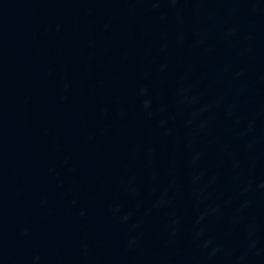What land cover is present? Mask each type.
<instances>
[{
    "label": "water",
    "instance_id": "obj_1",
    "mask_svg": "<svg viewBox=\"0 0 264 264\" xmlns=\"http://www.w3.org/2000/svg\"><path fill=\"white\" fill-rule=\"evenodd\" d=\"M24 1L264 264V0Z\"/></svg>",
    "mask_w": 264,
    "mask_h": 264
}]
</instances>
